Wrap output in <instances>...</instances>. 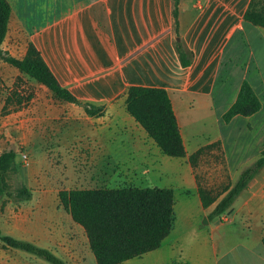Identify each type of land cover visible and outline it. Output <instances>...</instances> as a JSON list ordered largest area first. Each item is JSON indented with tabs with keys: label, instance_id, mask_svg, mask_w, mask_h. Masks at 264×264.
I'll use <instances>...</instances> for the list:
<instances>
[{
	"label": "crops",
	"instance_id": "obj_1",
	"mask_svg": "<svg viewBox=\"0 0 264 264\" xmlns=\"http://www.w3.org/2000/svg\"><path fill=\"white\" fill-rule=\"evenodd\" d=\"M8 2L12 15L3 45L9 40L12 26L17 31L13 38L16 42L27 33L64 87L84 102L104 106L100 116L85 112L89 119L93 118L96 135L107 137L101 167L120 179L123 164H127L129 175L123 179L132 182V187L174 190L175 221L170 235L157 250L122 264H264V167L227 213L208 225L200 223L202 216L208 215L226 194L224 190L232 187L241 172L264 152V28L244 18L251 0H179L178 32L174 0ZM178 40L192 53L188 66L181 63ZM3 49L16 56L9 48ZM59 64H63L64 80ZM245 81L256 92L262 107L252 115H236L226 122L223 116ZM131 86L162 88L170 96L187 151V156L177 162L176 181L169 178L168 156L126 110ZM36 100L28 110L15 114L22 115L17 128H26L30 134L33 132L29 126L47 123L48 116L61 118L66 110L77 106L66 102L49 108L45 99ZM27 113L32 116L25 118ZM68 114L65 122L72 121ZM61 146L69 147L70 143ZM202 149V154L209 153L208 161L202 160L201 154L193 166L190 155ZM117 165L120 171H115ZM40 184L37 190L27 182L21 184L31 192L25 198L27 202L37 196L45 200L55 186L71 190V185H79L73 189H85L86 182L77 176L52 182L41 179ZM200 185L217 196V202L208 208L202 204ZM177 196L182 198L178 207ZM2 206L1 201L0 209ZM4 210L6 223H15L25 235L5 234L47 249L54 245L38 241L62 240L63 246L78 249L76 237L52 225V212L48 216L46 212H26L24 203L15 208L11 201ZM52 233L59 237L53 238ZM78 254L81 264L83 256ZM0 264L12 263L1 257Z\"/></svg>",
	"mask_w": 264,
	"mask_h": 264
},
{
	"label": "trees",
	"instance_id": "obj_2",
	"mask_svg": "<svg viewBox=\"0 0 264 264\" xmlns=\"http://www.w3.org/2000/svg\"><path fill=\"white\" fill-rule=\"evenodd\" d=\"M178 6L179 0H174L173 12L177 32ZM11 15L12 8L8 0H0V60L47 87L57 99L82 106L90 116L102 115L103 105L97 106L81 101L60 83L40 50L32 42L28 44L26 54L21 58L3 49V43L9 32ZM244 18L247 22L264 28V0H251ZM176 49L182 65H190L192 53L186 51L179 40L176 41ZM33 96L34 93L30 92L25 97L15 89L8 95L3 112L8 113L11 105L21 107ZM261 107L262 104L256 92L245 81L236 101L223 118L229 122L236 115H252L260 111ZM126 110L146 130L164 155L173 158L187 156L173 105L165 89L144 86L129 87ZM202 152L203 149L190 155L189 161L193 166ZM16 158L15 148H10L0 154V201L4 195H9L8 183L4 174L17 171ZM263 167L264 152L253 165L241 172L232 187L224 190L226 194L218 202L212 190L200 185V197L204 208L217 202L208 214V220H214L227 213L237 197ZM30 196L31 192L26 186L17 189V197L29 198ZM58 197L60 204L70 213L72 219L84 228L97 264H122L157 250L170 235L175 221V194L172 188L71 189L61 190ZM0 242L5 248L25 251L52 264H67L50 249L5 234L1 228Z\"/></svg>",
	"mask_w": 264,
	"mask_h": 264
},
{
	"label": "rangeland",
	"instance_id": "obj_3",
	"mask_svg": "<svg viewBox=\"0 0 264 264\" xmlns=\"http://www.w3.org/2000/svg\"><path fill=\"white\" fill-rule=\"evenodd\" d=\"M16 32L15 27L12 26L9 33V40L3 45V48H9L17 57H21L26 44L31 42V40H29L30 35L25 33L22 35L23 39L17 42L14 41L13 38ZM53 59L56 61L59 60L58 58ZM58 69L62 80H64L63 64H59ZM15 89L25 97L30 92H33V99L21 107H18L19 109L11 105L9 108L10 111L4 113L3 107L6 99ZM37 97H41L43 100L45 99L49 104V108L66 104L65 101L57 99L47 87L19 73L15 68L0 60V154L8 151L11 147H15L17 151L16 162L18 167L16 172H7L4 174L8 183L9 195H4L1 200L3 206L0 209V226L3 228L4 233L12 232L20 237L25 235L22 232L23 230L20 231V228L17 227L15 223H6L7 217L4 215V206L10 201L15 208L20 202L24 203L26 212H46L45 215L47 216L52 212V225L54 224V226L60 228L61 231H68L76 237L75 244L78 249L74 251L72 248L63 246L60 242L62 240L53 241L43 239L44 241L41 242L38 240L36 241L40 244H46L45 241H49V243L54 245L50 250L57 256L61 255V257H65L66 261H64L67 264H79L80 258L78 252L83 256L81 264H96L83 227L72 219L70 213L60 205L57 198L58 193L64 190L66 186H55L51 184L55 187L50 188L48 193L49 196H47L45 200H39L37 196V198L34 201H30V203L27 202L25 197L18 199L16 197V190L24 182H27L32 189L37 190L41 185V179H47L48 182H52L57 178L62 181L63 179L69 180L77 176L79 178L82 177L86 182L85 189L132 187L134 185L132 182L129 183V181L123 179L124 176L128 177L129 169L127 164H123L125 169L122 170L120 169L121 166L117 165V170L115 171L121 170V176H119L120 179H118L114 178L111 170H105L101 167V152L104 146V140H106L107 137L103 138L101 135H96L94 129L96 125L91 122L93 118L89 119L84 111L85 109L78 105L74 106L72 110H66L61 118L55 119L53 116H48L47 123L38 122L34 127L29 126L28 129L33 132L31 134L27 132L26 128H17L22 119V115L15 116V114L19 110L26 111L29 107H32L33 103L37 101ZM217 98L219 99L218 95ZM68 113L72 116L71 122H65V119L70 117ZM28 115L32 116V114L27 113L25 118ZM65 130L68 131V136H66ZM62 143H70V146L63 147L61 146ZM24 155H27V157L25 158ZM202 156V160L207 162L209 153H203ZM168 158L170 160L168 168L170 173L169 178L176 181L179 175V169L176 168V165L177 162H180L178 160L181 159ZM199 171L202 170L200 169ZM72 180H74V178ZM70 188H79V185H71ZM176 199L178 207L182 203V198L177 196ZM16 211L17 209L15 212ZM207 216L208 215H204L200 219L202 225H208L209 220ZM212 221L213 220H210L211 223ZM56 233L51 234L53 238L55 236L59 237ZM153 255L154 254L151 256ZM1 257L9 259L12 264H52L43 258L25 251L5 248L0 242V258Z\"/></svg>",
	"mask_w": 264,
	"mask_h": 264
},
{
	"label": "built area",
	"instance_id": "obj_4",
	"mask_svg": "<svg viewBox=\"0 0 264 264\" xmlns=\"http://www.w3.org/2000/svg\"><path fill=\"white\" fill-rule=\"evenodd\" d=\"M24 157L26 158L27 157V155H24ZM226 218H224L223 220H225Z\"/></svg>",
	"mask_w": 264,
	"mask_h": 264
}]
</instances>
